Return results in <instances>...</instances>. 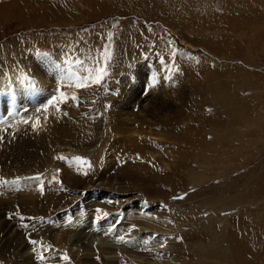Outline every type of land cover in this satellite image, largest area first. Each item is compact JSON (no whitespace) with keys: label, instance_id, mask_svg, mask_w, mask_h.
I'll use <instances>...</instances> for the list:
<instances>
[{"label":"rangeland","instance_id":"1","mask_svg":"<svg viewBox=\"0 0 264 264\" xmlns=\"http://www.w3.org/2000/svg\"><path fill=\"white\" fill-rule=\"evenodd\" d=\"M57 47L77 50L64 64L78 71L83 83L84 76L95 78V69L106 71L96 88L87 83L90 93L106 97L122 58L131 73L159 81L166 68L178 76L181 98L168 108L157 101L151 111L148 121L165 129L160 145H119L108 167L103 157L91 164L84 155L88 165L57 169L50 190L31 176L23 183L24 175L0 178V264L21 263L18 237L32 239L24 250L32 256L30 264H84L70 237L81 204L88 202L102 218L92 219L82 233L87 243L92 236L127 250L135 243L151 249H129L138 253L116 264H264V0H0V80L15 69L28 78L20 61L36 54L30 61L40 69L38 64H45L40 60ZM73 58L79 66L84 62L81 71ZM61 69L57 79L72 78ZM149 83L148 77L140 83L138 95L162 90L156 83L146 92ZM188 87L196 103L179 108ZM4 96L10 97L7 110L16 109L17 96L2 92L0 101ZM108 181L112 189L103 190L112 198H88L90 183L101 188ZM141 204L152 207L146 215L139 213ZM105 213L117 217V224H105ZM122 213L126 221L118 220ZM62 216L69 220L70 235H61L62 228L51 232ZM158 248L165 252H155ZM90 257V263L101 264Z\"/></svg>","mask_w":264,"mask_h":264},{"label":"bare ground","instance_id":"2","mask_svg":"<svg viewBox=\"0 0 264 264\" xmlns=\"http://www.w3.org/2000/svg\"><path fill=\"white\" fill-rule=\"evenodd\" d=\"M3 8L5 11V7ZM76 52L77 50L72 52L71 48L65 50L64 47H57V49L51 53V56L48 57L49 59L44 57V59L40 60L44 61L46 64V66L45 64H38L40 69H37L34 63L30 61L33 57H36V54H31V57L27 59V61L22 60L20 61L21 64H19V68L28 76V78L21 76L17 69H15L14 73H11L13 70L10 71V65H4L3 63V68L6 72L10 71V74L8 73L10 77H8L5 72L6 75L4 79L0 80V94L2 92H8V94L11 95L13 92L18 98L14 97L16 103H12L16 109L13 107L12 110L10 108L7 110L8 104L10 103V97L8 98V96H4L5 99L1 98V101L4 103L1 104L2 108L0 117V178L14 180L19 176L24 175L21 178V183H23L30 179L26 177L31 176L32 178L37 179L35 181L36 185L45 182L44 186L49 188L50 185H48V182L53 179L54 175L58 174V172H56L57 169H61L60 172L67 170V167H69V170L78 168L84 169L88 165L86 164L85 158L83 159L84 155L89 159L91 164L98 163V159L103 157L104 162L106 163L104 165H107L108 167L112 166L111 164L114 162L109 156L113 157L119 153L116 152L119 145L128 148L129 143L133 148H137L138 145L144 141H156V144L158 143L160 145L161 140L159 137L164 136L161 132L165 129L163 130L161 127H158V125H153L148 121V118H150V115L153 113H151V111L155 109L157 101H160L161 106L164 105L168 108L169 106L175 105V100L181 98V79L174 74L170 75L171 73H167L168 70L166 68H163L165 73L161 75V78L159 79L160 82L150 78L149 75H139L138 71L136 74L131 73L130 70H132V68H128V64L124 66L128 61L124 62L121 60L122 58H120L118 66L114 65L116 67H113L114 74L112 75L111 80L106 85V97H100L99 92L95 94L90 93L88 91V86L86 88L77 87L76 85L78 83H83L77 78L78 76L75 72L78 71L75 70L74 72L72 71L71 65L64 64L69 61L67 57L71 55L75 56L74 53ZM73 59L75 62H72L77 64V60L75 58ZM83 65L84 62H82L80 66L77 64L79 68H77V66L75 67L81 71ZM25 67L30 68L28 73L27 70H23ZM61 68L65 70L67 75H69L68 73H71L76 77L72 76V78H69L67 76L71 82H68L69 79L63 80L66 78L57 79L58 76L56 77V73L59 71L58 69ZM161 68L162 65L157 63V69ZM124 69L126 71L123 74ZM120 71L122 73H120ZM127 72L128 74H126ZM147 77L148 83H150L146 87V92L154 91L152 88L156 83L160 85L162 90L152 92L151 95L149 93L147 95H138L141 92L140 83L144 85ZM158 77H160V75ZM170 78H172V81H169ZM132 83H134L136 87L134 90L129 89ZM95 85L96 84H94L93 87H95ZM56 89L57 94H55ZM138 90L139 93L137 92ZM183 91L186 92L185 90ZM190 92L189 88V95L187 98L183 97V103L181 101V103L179 102L180 105L182 104L179 108L182 107L187 109L188 102L190 106H194L196 101L194 99L192 100V92L191 94ZM73 97H75V99H73ZM38 101H40L41 106H30L37 104ZM50 101L51 103H49ZM144 104H147V106L144 107ZM171 108L173 109V107ZM174 123L175 119H173V122L170 123L169 126L174 127ZM168 133L170 134L173 132L168 131ZM165 138L168 139L167 136ZM163 147H160V149ZM38 155H40V158H38ZM109 168H107L108 171ZM63 173V177H65L68 171ZM109 183V181L105 184L101 183V188L98 183H90L89 188H91V192L89 193L88 198L91 199L93 197L95 201L112 198L113 196H109L110 192L103 190L105 189V186H107L108 190L112 189ZM24 185L26 187L28 186V184ZM50 189L51 188H49V190ZM81 205L80 208L82 209L80 212L78 211L79 215H77L75 221L73 220L74 222H72V224L76 223L74 226L76 231H74V234L71 235L70 239L72 240L71 244L72 242L79 244L73 246H77V249L79 250L77 251L78 253L80 251L82 252L81 257L79 256V260H81L82 263L92 264L90 263V256H95L98 257V259H96L100 261L101 264H116V262H120L118 258L127 260L130 257V253H138L129 249L136 248V251L140 252L151 250L148 248L147 244L143 243V247H140L135 243L136 241L133 242L135 245L127 246L128 250L122 248L118 244H107L104 241H99L100 243H97L92 236L88 239L87 243L86 235H83L82 233L85 230H89L92 226L91 224L94 222L92 219H99L102 217L93 214L96 210V208H93L96 207V205L90 204L89 202L82 203ZM84 207L86 208L85 211H83ZM138 207L136 206V209ZM127 208L128 207H126V209ZM151 208V206L146 207V205L141 204L140 209H142V211L140 210L139 213L146 215L147 211H150ZM73 209L76 208L73 206ZM144 211L146 212L143 213ZM126 214L122 213L123 217H118V220H125L127 216ZM74 216H76V214ZM102 216L105 217V224H117L118 222L115 220L117 219L115 216L107 213ZM57 219L58 222L54 223L51 232L58 231V229L62 228L61 235L72 234L67 227L70 224L66 222L69 221L67 220V217L62 216ZM142 222L143 220H137V223L139 224ZM123 223L125 224L126 222ZM121 224L122 222L120 225ZM22 234V231L17 233L18 236H22ZM143 238L144 237L140 240L144 242ZM30 241H32V239L23 241L18 237V249L21 255L20 264H30V260H32V256H30L29 253L24 252V250L30 245ZM41 251H45V249L42 248ZM154 251L158 253L165 252L163 249L159 250V248Z\"/></svg>","mask_w":264,"mask_h":264},{"label":"snow or ice","instance_id":"3","mask_svg":"<svg viewBox=\"0 0 264 264\" xmlns=\"http://www.w3.org/2000/svg\"><path fill=\"white\" fill-rule=\"evenodd\" d=\"M106 56H107V52H106ZM97 75L95 76V78L93 79L91 74H89L87 77H85V82L84 83H78L76 86L77 87H85L87 86V83L90 81L91 83H95V84H99L103 78L104 75H106V71L104 69L101 68H97L95 69ZM73 99H75V97H73ZM51 103V101L49 102ZM35 127V125H34ZM123 239V238H121ZM41 259H43V257H41ZM64 259H67V257L65 256Z\"/></svg>","mask_w":264,"mask_h":264}]
</instances>
